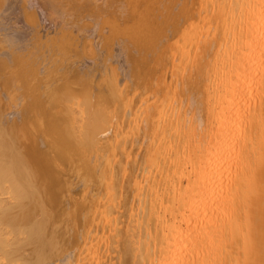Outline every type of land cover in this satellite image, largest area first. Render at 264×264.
<instances>
[{"label": "bare ground", "instance_id": "obj_1", "mask_svg": "<svg viewBox=\"0 0 264 264\" xmlns=\"http://www.w3.org/2000/svg\"><path fill=\"white\" fill-rule=\"evenodd\" d=\"M0 264H264V0H0Z\"/></svg>", "mask_w": 264, "mask_h": 264}]
</instances>
